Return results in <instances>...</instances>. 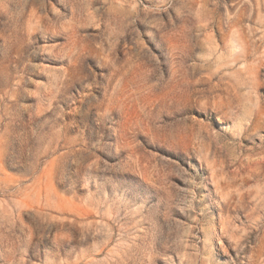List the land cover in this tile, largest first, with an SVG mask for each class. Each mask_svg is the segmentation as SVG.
Here are the masks:
<instances>
[{"label": "rangeland", "instance_id": "374dc122", "mask_svg": "<svg viewBox=\"0 0 264 264\" xmlns=\"http://www.w3.org/2000/svg\"><path fill=\"white\" fill-rule=\"evenodd\" d=\"M0 264H264V0H0Z\"/></svg>", "mask_w": 264, "mask_h": 264}]
</instances>
